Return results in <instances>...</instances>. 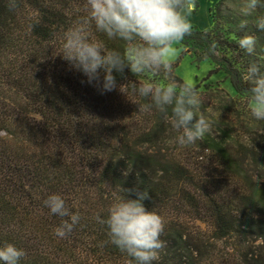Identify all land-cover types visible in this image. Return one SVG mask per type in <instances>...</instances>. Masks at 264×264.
I'll list each match as a JSON object with an SVG mask.
<instances>
[{"label": "trees", "instance_id": "16d2710c", "mask_svg": "<svg viewBox=\"0 0 264 264\" xmlns=\"http://www.w3.org/2000/svg\"><path fill=\"white\" fill-rule=\"evenodd\" d=\"M85 2L16 0L10 9L0 0V247L22 249L18 264H128L95 217L106 220L118 198L147 191L146 210L165 222L166 247L153 264H264V120L251 116L244 79L251 63L264 74V31L255 24L264 6L245 17L244 0H219L213 27L183 39L226 71L243 102L197 86V115L214 129L181 148L170 108L168 119L155 108L140 112L119 91L129 82L164 84L162 75L114 70L117 89L102 92L63 59L65 34L87 15ZM89 33L106 50L124 52V41L94 24ZM245 34L257 38L252 55L237 45ZM126 88L137 103L150 102ZM52 194L81 217L63 238L54 229L68 217L44 205Z\"/></svg>", "mask_w": 264, "mask_h": 264}, {"label": "clouds", "instance_id": "9594fccd", "mask_svg": "<svg viewBox=\"0 0 264 264\" xmlns=\"http://www.w3.org/2000/svg\"><path fill=\"white\" fill-rule=\"evenodd\" d=\"M260 6H264L261 0H244L240 14L250 16ZM9 7L14 9L16 0H9ZM84 7L87 15L65 34L63 59L83 72L88 83L96 81L102 92L117 89L114 70L122 73L127 67L136 76L145 73L154 77L162 75L166 80L164 84L129 82L119 85V91L137 104L140 112L147 113L155 108L168 119L170 108L171 124L179 133L176 140L181 148L212 133L211 123L202 114L197 115L202 98L196 85L190 80L177 83L170 61L176 51L174 44L191 33L189 17L195 10V0H86ZM93 24L109 39L124 41V52L106 50L102 43L90 40L89 29ZM255 24L264 31V16L258 17ZM239 27H247V20H242ZM236 42L248 55L255 53L257 38L254 35L239 36ZM101 70L104 73L102 83ZM244 79L251 85L246 90L251 102V116L264 120V74H261L260 66L249 64ZM126 85H130L132 96L150 102L139 104L131 99ZM136 195L137 199L118 198L108 208L106 220L99 215L95 219L107 225L110 242L131 258L128 264H153L166 247V241L161 239L165 222L155 211L146 210L143 201L148 198L147 191H137ZM44 205L52 214L68 217L54 229L57 237H65L81 219L78 212L70 211L59 194L48 196ZM24 255L22 249L11 243L0 247L3 264H18Z\"/></svg>", "mask_w": 264, "mask_h": 264}, {"label": "rangeland", "instance_id": "374dc122", "mask_svg": "<svg viewBox=\"0 0 264 264\" xmlns=\"http://www.w3.org/2000/svg\"><path fill=\"white\" fill-rule=\"evenodd\" d=\"M218 1L195 0V10L189 17L192 29L208 31L213 27L211 9L215 7ZM174 47L176 51L170 58V61L174 66L175 75L183 82L190 80L196 87L201 86V90H204L205 87L209 89H222L238 102H243V99L232 87L226 71H216L217 64L207 57L200 45L193 41L182 40L174 44ZM164 83H166V80ZM249 108L251 109V104ZM209 111L214 114L216 113V116L219 115L217 111ZM211 125L212 129H214V125Z\"/></svg>", "mask_w": 264, "mask_h": 264}]
</instances>
